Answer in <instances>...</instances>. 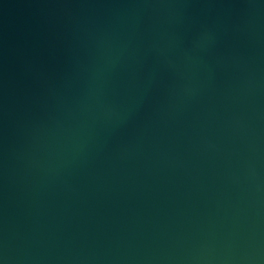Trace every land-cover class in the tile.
Returning a JSON list of instances; mask_svg holds the SVG:
<instances>
[{
	"label": "water",
	"instance_id": "water-1",
	"mask_svg": "<svg viewBox=\"0 0 264 264\" xmlns=\"http://www.w3.org/2000/svg\"><path fill=\"white\" fill-rule=\"evenodd\" d=\"M0 264H264V0H0Z\"/></svg>",
	"mask_w": 264,
	"mask_h": 264
}]
</instances>
